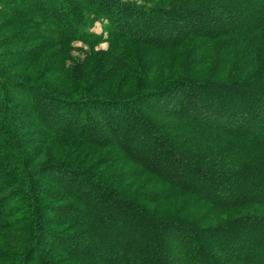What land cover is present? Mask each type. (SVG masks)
I'll list each match as a JSON object with an SVG mask.
<instances>
[{"label": "trees", "instance_id": "obj_1", "mask_svg": "<svg viewBox=\"0 0 264 264\" xmlns=\"http://www.w3.org/2000/svg\"><path fill=\"white\" fill-rule=\"evenodd\" d=\"M0 2V264H264V0Z\"/></svg>", "mask_w": 264, "mask_h": 264}, {"label": "rangeland", "instance_id": "obj_2", "mask_svg": "<svg viewBox=\"0 0 264 264\" xmlns=\"http://www.w3.org/2000/svg\"><path fill=\"white\" fill-rule=\"evenodd\" d=\"M6 7H12V6L8 3L0 2V59H1L0 61L3 64L8 63L7 57L10 53H11L10 56L12 54L19 56L21 54L37 51L39 46L41 45L43 46V42H44L43 38H39L37 36L35 37L33 35L34 34L32 32L33 25H30L27 18L18 17V18L10 19L5 14H3L2 9ZM29 15L37 16L36 14H29ZM100 29H101V22L96 21L94 24L93 30L96 32H99ZM18 35L22 36V38H24L25 40L21 39V41L14 42L13 44H7L4 46L2 45L3 43H6L4 41L6 38H9V37L13 38V36H18ZM30 38H32V40H30ZM13 41H16V40H13ZM75 44L77 46H82L81 43H75ZM106 46H107V43L102 42L96 46V49H105ZM70 51L74 55H82V51L80 49H72ZM51 53H52V50L45 51L41 60H39L35 64L38 65V67H42V68L48 66L45 64L46 62H44L46 57H47V61L57 59V57L51 56ZM165 57L166 56L164 54L160 55L161 59H164ZM67 64H70V62L68 61ZM27 65H29L28 62H24L20 64L19 66H14L10 68L8 76H17L18 74L22 72L23 69H25V67H27ZM54 75L55 74L52 72L48 74L43 73L41 76H39V78L41 79L40 81H47L50 78H52ZM170 205L173 210L178 207V203L176 201L171 202Z\"/></svg>", "mask_w": 264, "mask_h": 264}]
</instances>
